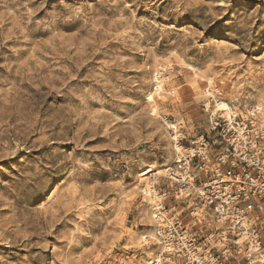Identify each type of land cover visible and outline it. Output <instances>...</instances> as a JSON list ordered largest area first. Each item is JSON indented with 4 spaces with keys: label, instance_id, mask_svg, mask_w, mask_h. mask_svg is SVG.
Instances as JSON below:
<instances>
[{
    "label": "clouds",
    "instance_id": "clouds-1",
    "mask_svg": "<svg viewBox=\"0 0 264 264\" xmlns=\"http://www.w3.org/2000/svg\"><path fill=\"white\" fill-rule=\"evenodd\" d=\"M0 264H264V0H0Z\"/></svg>",
    "mask_w": 264,
    "mask_h": 264
}]
</instances>
